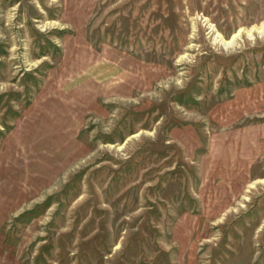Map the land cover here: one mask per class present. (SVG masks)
<instances>
[{"label":"rangeland","instance_id":"374dc122","mask_svg":"<svg viewBox=\"0 0 264 264\" xmlns=\"http://www.w3.org/2000/svg\"><path fill=\"white\" fill-rule=\"evenodd\" d=\"M0 264H264V0H0Z\"/></svg>","mask_w":264,"mask_h":264}]
</instances>
